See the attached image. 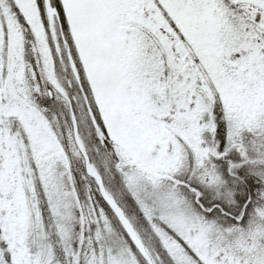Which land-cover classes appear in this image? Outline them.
<instances>
[{"label": "snow or ice", "instance_id": "obj_1", "mask_svg": "<svg viewBox=\"0 0 264 264\" xmlns=\"http://www.w3.org/2000/svg\"><path fill=\"white\" fill-rule=\"evenodd\" d=\"M0 264H264V0H0Z\"/></svg>", "mask_w": 264, "mask_h": 264}]
</instances>
